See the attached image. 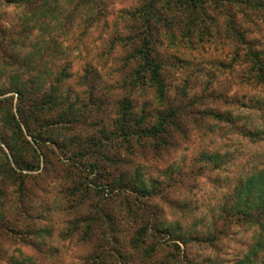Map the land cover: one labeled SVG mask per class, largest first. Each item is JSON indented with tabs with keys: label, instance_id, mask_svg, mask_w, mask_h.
I'll use <instances>...</instances> for the list:
<instances>
[{
	"label": "rangeland",
	"instance_id": "obj_1",
	"mask_svg": "<svg viewBox=\"0 0 264 264\" xmlns=\"http://www.w3.org/2000/svg\"><path fill=\"white\" fill-rule=\"evenodd\" d=\"M146 1L0 0V90L8 92L0 94V264H241L246 255L262 264L263 252L253 254L259 225L223 209L240 178L264 166V81L248 78L244 60L247 40L264 53V5L256 6L264 0H204L190 36L161 27V100L154 86L132 81L135 62H123L130 45L116 39L137 34L131 12ZM161 13L180 12L165 5ZM14 78L38 101L57 95V105L26 109L37 139L14 124ZM125 100L142 128L157 111L179 108L169 143L139 136L135 125L125 139ZM3 138L18 139L32 162L36 147L40 167L20 176L12 163V172ZM138 176L155 185L151 195L118 182Z\"/></svg>",
	"mask_w": 264,
	"mask_h": 264
},
{
	"label": "trees",
	"instance_id": "obj_2",
	"mask_svg": "<svg viewBox=\"0 0 264 264\" xmlns=\"http://www.w3.org/2000/svg\"><path fill=\"white\" fill-rule=\"evenodd\" d=\"M250 3V0H247ZM164 5H159L157 0H147L143 3L142 6L137 8L136 10L131 12V16L140 23L137 28V34L134 37H118L116 38L118 41H121L122 47L130 45L129 51L124 54L123 62L125 64L135 63L132 69L133 78L132 81L134 83H140L142 85L148 84L150 86H154L157 89V96L161 100L165 97L168 83L165 78L164 64L165 60L159 55L157 48V39L162 35L161 27L166 28L167 35L174 36L176 33H173L175 29H180L182 31L183 37L190 36L192 32L198 28L199 23L197 21L198 17H196V12L204 11L206 12V6L208 2L204 4V0H162ZM167 5L170 9L178 10L180 13H173L170 16H165L161 13L162 8ZM264 4L257 3V7H262ZM181 14L182 17H176V15ZM200 22H203V17ZM228 29L231 31V36L236 40L237 43H244L246 41L245 33L242 31H238L236 26L229 21ZM139 31V32H138ZM171 32V33H170ZM157 45V46H156ZM247 50L246 57L244 58L246 63H250V68L248 70V78L264 81V57L262 50L254 49L253 43L251 41H246ZM239 54L236 53L233 60H237ZM131 76V73H130ZM13 85L10 91H15L18 93V104H17V113L12 112V117L14 120V124L18 131L24 132V128H26L27 133L31 136H35L37 139V135H35L33 127L35 117L33 116V112H27L28 110H34L39 102H43L42 106L45 107L49 104L48 108L52 105H57V95H52L50 97H46V99H41L40 101L36 100V98L31 97L30 94L34 93L32 88L27 89L25 85H22L17 82L19 81L16 77L13 79ZM127 82V80L125 81ZM8 93L7 90L1 89L0 94ZM5 100L11 99L12 97H5ZM12 104V103H11ZM52 104V105H51ZM131 107V103L129 101L123 102L122 109L120 111V117L122 118V123L120 122V130L124 134L125 139H129L130 135H133V132L127 133V130L134 128H142L139 125L140 119H135L134 125H132V117L131 112L128 110ZM45 109V108H43ZM179 108H169V110H159L157 111L158 119L157 122L151 125V127L140 129L138 134L143 137H151L157 140L162 141L165 145L169 143L167 137L171 134V125L176 124V118L179 115ZM131 113V114H130ZM216 117H220L224 120L226 116L225 113H216L214 111L211 112ZM66 114L62 115L63 120L66 119ZM37 124V123H36ZM142 130V131H141ZM248 135H254V132L249 131ZM17 140L14 139L12 142L6 141L3 138V143L9 149L10 156L4 150V156L10 166V170L12 172H16L12 163L21 171L19 172L20 176H24V172L33 171L40 167L39 162V154L38 149L32 146L33 156L35 161L26 159L21 155L19 151V147L17 146ZM155 142V141H154ZM39 144V141L37 140ZM215 158V162L213 161ZM216 165L221 163V155H214L211 159ZM135 178L133 181H126L124 183L120 178L118 180L119 184H126L129 187L123 185L122 189L131 188L138 195H151L155 189V185L152 182L145 183L142 179ZM23 179L20 181V184L23 183ZM118 184V185H119ZM223 214L229 220H244L245 222H250L256 225H259L260 231L258 236L259 238L255 242V246L253 249V254H258L259 251L264 254V166L257 169L256 171L248 174L245 177H241L237 182L236 187L233 190L232 199L229 201L228 206L224 207ZM92 223V221H90ZM88 227L91 228V224H88ZM148 230V228H147ZM163 230L166 228L163 227ZM158 232H162V229L159 227ZM143 236V235H142ZM138 238V237H137ZM136 238V239H137ZM187 241V239H183V242ZM145 242L144 236L137 239V242L134 243V246L139 247L141 244L143 245ZM178 248H180L177 245ZM264 258V257H263ZM241 264H254L252 258L250 256H245ZM241 260V261H242ZM240 261V262H241ZM261 263L264 264V259L261 260Z\"/></svg>",
	"mask_w": 264,
	"mask_h": 264
}]
</instances>
